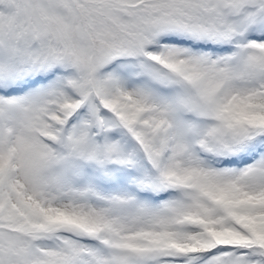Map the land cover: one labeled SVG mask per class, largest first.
Segmentation results:
<instances>
[{"label": "snow or ice", "instance_id": "6c2138e0", "mask_svg": "<svg viewBox=\"0 0 264 264\" xmlns=\"http://www.w3.org/2000/svg\"><path fill=\"white\" fill-rule=\"evenodd\" d=\"M0 264H264V0H0Z\"/></svg>", "mask_w": 264, "mask_h": 264}]
</instances>
